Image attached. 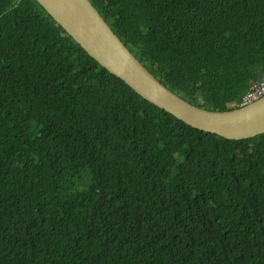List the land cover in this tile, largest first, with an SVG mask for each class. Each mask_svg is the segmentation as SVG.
<instances>
[{
  "label": "trees",
  "instance_id": "16d2710c",
  "mask_svg": "<svg viewBox=\"0 0 264 264\" xmlns=\"http://www.w3.org/2000/svg\"><path fill=\"white\" fill-rule=\"evenodd\" d=\"M89 1L198 108L227 111L264 77V0ZM0 264H264V135L187 126L35 0H0Z\"/></svg>",
  "mask_w": 264,
  "mask_h": 264
},
{
  "label": "water",
  "instance_id": "95a60500",
  "mask_svg": "<svg viewBox=\"0 0 264 264\" xmlns=\"http://www.w3.org/2000/svg\"><path fill=\"white\" fill-rule=\"evenodd\" d=\"M35 1L100 67L159 110L191 128L226 140L264 134V97L223 112L197 108L160 84L127 50L89 0Z\"/></svg>",
  "mask_w": 264,
  "mask_h": 264
},
{
  "label": "clouds",
  "instance_id": "9594fccd",
  "mask_svg": "<svg viewBox=\"0 0 264 264\" xmlns=\"http://www.w3.org/2000/svg\"><path fill=\"white\" fill-rule=\"evenodd\" d=\"M46 13V12H45ZM47 14V13H46ZM114 33V32H113ZM128 50V49H127ZM129 51V50H128ZM133 55V54H132ZM137 60V59H136ZM138 61V60H137ZM139 62V61H138ZM140 63V62H139ZM141 64V63H140ZM142 65V64H141ZM143 66V65H142ZM262 78H264V77H259L257 80H255L254 82H251L250 84H249V86H248V90L243 94V96H242V98L240 99V101H238V102H236V103H233V104H230L229 106H228V108H230L229 110H232L233 108H242V107H245V106H247V105H249V104H251V103H253V102H255V101H257V100H259V99H261V98H263V97H260V98H258L257 100H254V101H252V102H250V103H245V104H243V98L246 96V94L249 92V90H250V86L251 85H253V84H255V83H257V82H260V79H262ZM173 93V92H172ZM181 98V97H180ZM184 100V99H183ZM187 102V101H186ZM194 106V105H193ZM196 107V106H195ZM198 108V107H197ZM200 109H202V108H200ZM205 110V109H204ZM162 111V110H161ZM208 111V110H207ZM212 112H216V111H212ZM220 112V111H219ZM175 118V117H174ZM177 119V118H176ZM178 120V119H177ZM180 121V120H179ZM182 122V121H181ZM184 123V122H183ZM185 124V123H184ZM188 126V125H187ZM190 127V126H189ZM193 129H195V128H193ZM198 130V129H197ZM199 131H201V130H199ZM203 132V131H202ZM206 133V132H205ZM208 134H211V133H208ZM262 135H264V134H262ZM259 136H261V135H259ZM258 137V136H257ZM255 138V137H254ZM252 139V138H251ZM233 141V140H232ZM205 240H206V249H207V251L209 252V253H211V254H214V255H218V256H221V257H227V256H232V254L231 253H229V252H226V253H223L222 252V250L220 249V247H218V246H216V245H213L212 243H211V241L208 239V238H205Z\"/></svg>",
  "mask_w": 264,
  "mask_h": 264
},
{
  "label": "built area",
  "instance_id": "2783aa9c",
  "mask_svg": "<svg viewBox=\"0 0 264 264\" xmlns=\"http://www.w3.org/2000/svg\"><path fill=\"white\" fill-rule=\"evenodd\" d=\"M263 96H264V78L260 79V82H257L250 86L249 92L243 98V104L250 103Z\"/></svg>",
  "mask_w": 264,
  "mask_h": 264
}]
</instances>
